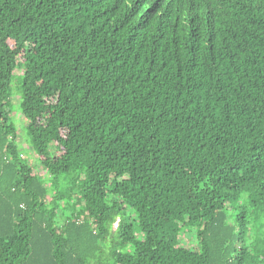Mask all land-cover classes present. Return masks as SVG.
<instances>
[{
  "label": "trees",
  "instance_id": "16d2710c",
  "mask_svg": "<svg viewBox=\"0 0 264 264\" xmlns=\"http://www.w3.org/2000/svg\"><path fill=\"white\" fill-rule=\"evenodd\" d=\"M0 264H264V0H0Z\"/></svg>",
  "mask_w": 264,
  "mask_h": 264
},
{
  "label": "rangeland",
  "instance_id": "374dc122",
  "mask_svg": "<svg viewBox=\"0 0 264 264\" xmlns=\"http://www.w3.org/2000/svg\"><path fill=\"white\" fill-rule=\"evenodd\" d=\"M22 76L20 73V70L16 71L15 78L12 82L11 90L12 94L14 95L11 99L12 102V117L15 122L17 131H18V144L20 148V152L23 154L24 157H26L28 160H32V164L37 167L38 171L40 173H43V169L38 165L37 161L35 160V153L32 149L31 145V139L28 135L26 125L27 122L23 120V118L19 117V98H20V88H21V81ZM45 181L48 183L49 179L45 177ZM192 235H187L184 237V244L188 247L195 248L197 246L196 243V230H192Z\"/></svg>",
  "mask_w": 264,
  "mask_h": 264
}]
</instances>
